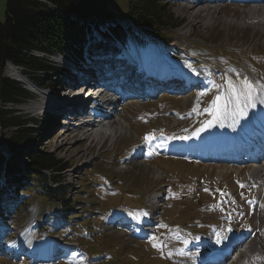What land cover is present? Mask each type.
Instances as JSON below:
<instances>
[{"label": "rangeland", "instance_id": "rangeland-1", "mask_svg": "<svg viewBox=\"0 0 264 264\" xmlns=\"http://www.w3.org/2000/svg\"><path fill=\"white\" fill-rule=\"evenodd\" d=\"M128 2L108 1V9L116 15L103 22L98 19L101 25L92 28L82 55L76 57L81 70H73L80 72L73 74L71 67H77L66 64L70 69L50 74L43 86L38 87L39 91L25 84L33 96L29 92L31 99L20 104L14 115H20L23 127L31 131L28 136L32 137V151H47L66 163L59 184L65 185L62 190L66 191L68 206L60 207L57 200L51 201L49 192L34 175L20 192L19 209L17 212L11 209L7 218L11 217L9 223L16 226V234L10 239L21 236L27 245H33V236H42L37 243L49 245L45 247L44 260H20L19 255L11 257L9 253L0 256V264H190L187 246L191 240L197 241L193 244L199 249L202 239L213 244L219 238L218 247H223L235 233L241 232L248 235L249 243L245 245L247 248L237 246V249L254 256L253 264H264V197L260 194L264 187L254 183L251 190L244 188L251 184L248 178L255 165L252 161L263 152L257 147L258 140L264 143V137L254 131L250 113L264 89V34L256 24H233L240 23L249 4L228 1L210 2L213 6L208 1L196 4L197 9L210 5L219 10L209 19L207 11L196 14L194 8L190 9L191 0H168L165 9L182 25L159 27L156 34H150L123 16L128 11ZM256 10L260 13V7ZM4 20L5 0H0V21ZM112 26L122 31L129 29L128 49L97 32H109ZM120 38L126 43L127 39ZM138 50L147 53L142 59L148 55L151 62L163 63L165 70L156 72H171L170 76L164 74L166 79L190 73L198 84L174 93L158 91L140 103L122 101L116 106L119 118L113 120L124 122L126 128L121 132L113 121L115 133L105 141L102 137L108 135L103 133L83 139L77 128L61 129L62 120L44 113L45 109L64 112L75 96L76 81L86 74L82 76V72L91 71L97 63L103 64L101 67L112 64L114 52L127 55L134 63ZM61 59L50 58L58 67ZM120 66L129 67L121 60ZM127 70L126 74L133 73L132 69ZM6 74L14 78L10 71ZM245 80L255 89L251 100L244 95ZM240 122L247 125L249 132L254 131L252 139L243 135ZM43 128L45 132H41ZM13 130L0 129V139ZM237 134L244 141L231 144L233 141L229 140ZM146 136L150 141H145ZM248 139L251 141L247 142ZM2 140L0 145L5 147ZM63 140L72 142L65 144ZM143 142L150 148L145 157ZM135 151L138 156L133 161ZM138 159L144 163H137ZM18 166L20 170L22 165ZM49 184L55 186L52 181ZM160 191L165 196L162 209L158 210L159 204L152 207L159 218L156 232L142 241L125 236L132 232L125 224L138 218L142 208L150 204L152 195ZM250 191L255 193V202L257 199L259 202L252 211L248 207L252 198L247 197L248 204L244 202ZM57 195L63 196L61 190ZM9 199L10 193L6 195V200ZM62 212H66L65 218L55 217ZM69 215L73 220H67ZM109 224L113 226L110 229ZM29 225L33 226L32 232ZM65 225L70 226L63 228ZM130 225L133 230L136 222ZM219 226L223 232L211 239ZM59 237L62 242L55 241ZM246 258L241 255L240 262Z\"/></svg>", "mask_w": 264, "mask_h": 264}, {"label": "trees", "instance_id": "trees-1", "mask_svg": "<svg viewBox=\"0 0 264 264\" xmlns=\"http://www.w3.org/2000/svg\"><path fill=\"white\" fill-rule=\"evenodd\" d=\"M108 1L5 0V20L0 21V129L14 128L4 139L11 151L28 146L32 140L28 136L31 131L23 127V119L14 115L15 107L30 99L31 94L24 84L7 76V64L21 67L25 76L42 87L48 76L59 70L50 57L60 55L75 62L76 57L82 55L84 43L89 39L88 35H92L91 27H98L89 19L104 20L116 15L108 9ZM166 6V0H129L128 11L123 16L135 26L156 34L159 27H176L182 23L165 9ZM110 29L119 39L125 37L126 30L114 26ZM26 157L28 172L21 175L15 161L5 158L0 151V182L6 179L25 185L36 175L35 179L47 189L48 180L56 182L58 174L47 178L42 171L59 172L67 166L61 159L39 149H30ZM21 176L24 180L17 179ZM61 189V186L55 188V196ZM59 200L68 206L64 197Z\"/></svg>", "mask_w": 264, "mask_h": 264}, {"label": "bare ground", "instance_id": "bare-ground-1", "mask_svg": "<svg viewBox=\"0 0 264 264\" xmlns=\"http://www.w3.org/2000/svg\"><path fill=\"white\" fill-rule=\"evenodd\" d=\"M180 1H182V0H180ZM185 1H187V0H185ZM194 1L191 0V2H190L191 3L190 4V9H193L194 8V11H197L196 14H198V12L207 11L206 16H208V18L210 19V16L212 14H216L217 12L219 13V10L215 6L214 7H209V6L211 4L217 2V1H220V0H212V1H209V4H210V2H211V4L207 8H201V9H197L198 7L196 6V4L205 3V2H207V0H194ZM193 2H194V4H193ZM236 2L244 3L245 4L246 1H243L242 0V1H236ZM211 6H213V5H211ZM249 6H250V4H249ZM248 8L249 9L247 10V12L243 14L244 16L242 17L240 23L234 21L233 24H238L240 26L241 25H246V24L247 25L248 24H256L257 25L256 27L257 28H260V30L264 34V3H263V6L262 5L260 6V13H257V12H259V11L256 10L257 7H251L250 6ZM258 20H260V22H258ZM173 45H175V44H173ZM128 58H129L128 56L127 57L125 56L123 58V60H121V62H123V65L124 66L126 65V67H128V66L133 67V70L132 71H133V74L134 75H136V74H138L139 76L142 75V73H141L142 70H139V67H134L135 66L134 63L131 62V61H129ZM102 65L103 64L98 63L95 68L91 69V71L89 70V72H93V74H91L89 72L87 73L86 71H84V72H82L81 75L83 76L84 73H86L85 75L90 74L92 76V78H94L93 77L94 74H96L98 76H102V75L97 74V72L101 71L100 68H102V71H104L103 73L106 76H108V77H106V76L104 77L105 81H107V80L109 81V82H106V83H108L110 85H113V83L124 82L126 85H128L130 87V77L131 76L129 77V73L126 74L127 71H129V70H126V69H124L122 67H119V65L117 63H115V62H113L112 64H109L108 66H105V67H101ZM141 67L147 68V69H149V71H164L165 70L164 69L165 66L163 65V63H161V65H160V64H157L156 62H153V61L152 62L151 61H148V62L142 64ZM10 72H11V74L14 77H20L21 74H22L20 71H17L16 69H12ZM77 73L78 72H76V74ZM118 73H120V74H118ZM85 75L82 77V79L85 77ZM80 80H81V78L78 79V81H80ZM102 83H104V82H102ZM28 85L30 86V89L31 90H33V91H36V90L39 91L38 88H37V86H35L34 83L31 82V81H29V80H28ZM117 85H120V84H117ZM113 86H115V85H113ZM162 86H163V88H165V86L163 84H162ZM130 88H132V87H130ZM98 90L101 91V88H98ZM91 91H92V89H90L89 93H91ZM125 92H127L125 94H128V93L131 92V90L125 89ZM115 96H116L115 95V92H112V94H108L107 93L104 96V98L101 99V100H99V101L100 102L103 101L102 103L104 105H107V107L111 108V106L114 105V101L116 100V97ZM49 98H51V97H49ZM45 99H46V97H45ZM78 101L79 102H82V101H80L79 98H78ZM131 101L134 102V100H131ZM136 101H139V100L137 99ZM55 115L54 116L57 118L58 117L57 113H55ZM103 115L107 116L108 114H107V112L103 111ZM250 115L252 117H255V119H256L254 121L255 125H257L259 123V124H261V127H264V125H262V124H264V89H263V91L261 93V98L258 99L257 106L254 109L251 110ZM108 121H109L108 124H105L103 126H97V127H95V129H94V125H89V124L74 125L70 121L68 123L67 122H65V123H67V125H68L67 129L69 127L70 128H73L74 127V130H75V128H77L80 131L81 135L83 133V135L81 137L84 139V138H86L87 135L99 137V136H96L98 133H103L104 135H108V133H114L115 130H116V128H114L116 126V124L113 121H111V119H108ZM117 123H118L117 124V126H118L117 129L119 128V130L121 132H124V130L126 128V124L124 122L123 123L117 122ZM51 126H50V129H51ZM240 126L241 127H244L243 132H246L247 131V125L246 124H242L240 122ZM69 135H72V134H69ZM72 138H73V136H72ZM102 138L104 139L105 137H102ZM63 141L65 142V140H63ZM63 141H62V143H63ZM71 142L72 141L69 140V142H65V144L71 143ZM256 159L253 162V163H255V165H253V169L251 170V172H250L249 175H250V178L255 179L254 180L255 182H258L260 179L261 180H264V149H263V152L261 154H258V157H256ZM138 163H142V161H138ZM261 186H264V182H262ZM3 218H4V216H3ZM5 229L6 228H5L4 224H3V222L1 223V221H0V232H5L4 231ZM11 244L13 246H16L17 244H19V241L16 239L13 242H11ZM6 245L7 244H4V245H1L0 244V250H3L4 248L5 249L8 248V247H6ZM17 247L18 246H16V248ZM8 250H10L8 252H12V247H9ZM21 254H24V252H22Z\"/></svg>", "mask_w": 264, "mask_h": 264}, {"label": "snow or ice", "instance_id": "snow-or-ice-1", "mask_svg": "<svg viewBox=\"0 0 264 264\" xmlns=\"http://www.w3.org/2000/svg\"><path fill=\"white\" fill-rule=\"evenodd\" d=\"M244 89H245V92H244V95L249 99L251 100L252 98V93L253 91L255 90L253 85L251 83H249L247 80L244 81ZM233 92L235 93V88H233ZM220 98L218 97L217 100H219ZM145 141H150V137L146 136L145 138ZM144 215H147V213H144ZM135 218V217H134ZM217 242L219 243V238L217 240ZM185 243H187V241H185Z\"/></svg>", "mask_w": 264, "mask_h": 264}, {"label": "water", "instance_id": "water-1", "mask_svg": "<svg viewBox=\"0 0 264 264\" xmlns=\"http://www.w3.org/2000/svg\"><path fill=\"white\" fill-rule=\"evenodd\" d=\"M0 150L5 151V148L0 145Z\"/></svg>", "mask_w": 264, "mask_h": 264}]
</instances>
